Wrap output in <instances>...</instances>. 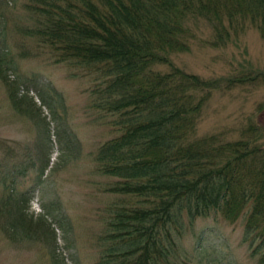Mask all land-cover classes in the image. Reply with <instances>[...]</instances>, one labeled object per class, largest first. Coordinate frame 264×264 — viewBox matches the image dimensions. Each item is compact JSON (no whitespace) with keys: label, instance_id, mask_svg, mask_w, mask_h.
<instances>
[{"label":"trees","instance_id":"1","mask_svg":"<svg viewBox=\"0 0 264 264\" xmlns=\"http://www.w3.org/2000/svg\"><path fill=\"white\" fill-rule=\"evenodd\" d=\"M23 9L25 23L13 26L17 54L7 51L0 21V80L15 109L35 117L60 101L59 91L44 85L38 105L24 88L25 75L9 80L4 74L17 72L20 58L46 54L72 76L91 80V108L118 133L94 156L96 172L115 178L105 189L115 197L103 215L93 264H191L194 253L182 241L199 218L241 220L242 242L264 264V125L249 122L236 139L198 133L215 91L264 74L205 78L172 57L191 50L200 20L211 26L207 43L217 47L250 27L264 35V0H26ZM0 148L12 149L1 138ZM29 198L21 192L4 199L5 223L24 239L33 240L20 229L56 241L54 225L64 220L30 211Z\"/></svg>","mask_w":264,"mask_h":264},{"label":"rangeland","instance_id":"2","mask_svg":"<svg viewBox=\"0 0 264 264\" xmlns=\"http://www.w3.org/2000/svg\"><path fill=\"white\" fill-rule=\"evenodd\" d=\"M25 1L2 0L0 6V21L6 25L5 46L12 54H17L14 41L18 38L13 26L25 23ZM197 29L198 39L191 50L172 55L177 65L212 79L246 72L251 76L264 74V35L257 29L250 27L235 42L218 47L207 43L212 30L205 20L199 21ZM17 65V72L8 69L4 74L9 80L25 75L24 88L30 89L38 105L43 103L39 90L44 85L59 91L61 99L52 102V109L42 107L40 115H22L0 80V138L12 147L10 152L0 148V264H93L100 251L97 237L103 229L102 216L115 197L105 190L115 178L96 172L94 155L118 133L106 119H98V112L90 107L89 78L72 76L67 65L53 63L46 54L20 59ZM258 80L214 92L199 123V135L225 131L228 138L236 139L249 122L264 125V80ZM23 94L19 92V97ZM52 97L48 94L49 100ZM21 105L24 107V103ZM39 116L41 125L37 123ZM47 133L52 135L49 139ZM40 140L49 145V153L41 151ZM260 142L264 143V136ZM46 161L50 167L44 171L41 168ZM21 192L30 196V211L35 206V212L51 211L52 220L62 215L68 218L62 227L56 225V241L53 235L35 236L29 229H20L33 240L24 239L5 223L2 210L9 205L4 199ZM242 234L241 221L230 224L222 218H201L182 243L194 253L191 264H255Z\"/></svg>","mask_w":264,"mask_h":264}]
</instances>
